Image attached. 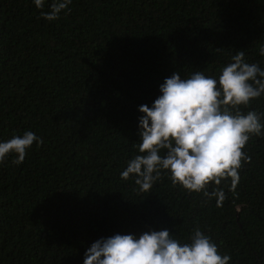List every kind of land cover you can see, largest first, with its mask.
<instances>
[{
    "label": "trees",
    "instance_id": "1",
    "mask_svg": "<svg viewBox=\"0 0 264 264\" xmlns=\"http://www.w3.org/2000/svg\"><path fill=\"white\" fill-rule=\"evenodd\" d=\"M41 11L0 0V140L43 141L0 164V264H83L102 236L187 239L197 227L229 264H264V137L247 142L236 189L216 186L219 207L167 175L147 192L120 177L138 153V106L165 77H218L237 51L264 67V0H72L52 21ZM241 109L264 112V96Z\"/></svg>",
    "mask_w": 264,
    "mask_h": 264
},
{
    "label": "clouds",
    "instance_id": "2",
    "mask_svg": "<svg viewBox=\"0 0 264 264\" xmlns=\"http://www.w3.org/2000/svg\"><path fill=\"white\" fill-rule=\"evenodd\" d=\"M48 21L59 18L72 0H32ZM48 11H43L45 4ZM264 56V44L258 48ZM151 105L138 111V153L120 172L123 180L134 179L140 192H147L162 175L173 186L202 193L221 206L226 198L222 181L234 191L242 163L251 159L244 150L252 136L264 137V112L242 111L264 96V67L249 63L243 51L231 56L217 76L195 71L186 78L179 72L165 77ZM42 138L33 131L0 140V164L9 155L19 165L33 143ZM230 181V183H229ZM214 185L209 191V186ZM211 236L199 227L187 239L167 228L140 234L115 233L100 237L84 252L83 264H229Z\"/></svg>",
    "mask_w": 264,
    "mask_h": 264
}]
</instances>
